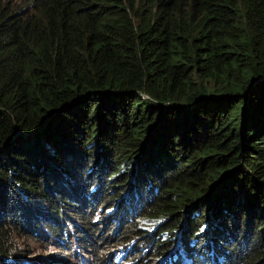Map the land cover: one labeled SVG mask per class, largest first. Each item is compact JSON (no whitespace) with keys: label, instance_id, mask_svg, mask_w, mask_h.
Wrapping results in <instances>:
<instances>
[{"label":"trees","instance_id":"trees-1","mask_svg":"<svg viewBox=\"0 0 264 264\" xmlns=\"http://www.w3.org/2000/svg\"><path fill=\"white\" fill-rule=\"evenodd\" d=\"M75 245L264 264V0H0V264Z\"/></svg>","mask_w":264,"mask_h":264},{"label":"rangeland","instance_id":"rangeland-1","mask_svg":"<svg viewBox=\"0 0 264 264\" xmlns=\"http://www.w3.org/2000/svg\"><path fill=\"white\" fill-rule=\"evenodd\" d=\"M122 213H123V211H121V215H122ZM106 217L108 218V215ZM106 217H101V220L105 221ZM113 221H114V218H112L111 222H113ZM98 225L101 228L103 227L102 224L101 225L98 224ZM56 242H57V240L54 239L53 237H48V239L42 243H36L33 241L29 242V247L34 248V249L37 248L39 253H41V255H43V254L46 255L47 254V247L46 246L48 245V248L50 249V251H54L53 255L50 256V258L52 260H55L56 255L54 256V253L59 251V250H56V245H55ZM72 249L73 250H72V253L70 255V260H69L68 264H104L102 256H100L98 254V252L95 250L90 251L89 249H85V248L83 249V248L76 246V245ZM59 253H61L62 255H65L68 252L65 250H61V251H59ZM105 257H104V260H105ZM114 259H115V261L118 260L117 257H115ZM105 264H107L106 261H105Z\"/></svg>","mask_w":264,"mask_h":264}]
</instances>
